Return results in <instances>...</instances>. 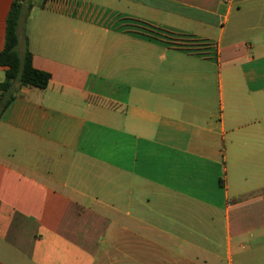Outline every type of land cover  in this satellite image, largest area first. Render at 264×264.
<instances>
[{"label":"crops","instance_id":"crops-1","mask_svg":"<svg viewBox=\"0 0 264 264\" xmlns=\"http://www.w3.org/2000/svg\"><path fill=\"white\" fill-rule=\"evenodd\" d=\"M73 1L21 15L0 264H264V0Z\"/></svg>","mask_w":264,"mask_h":264},{"label":"trees","instance_id":"trees-1","mask_svg":"<svg viewBox=\"0 0 264 264\" xmlns=\"http://www.w3.org/2000/svg\"><path fill=\"white\" fill-rule=\"evenodd\" d=\"M27 0H15L12 4L6 21V37L4 49L0 52V66L6 68V78L0 83V119L16 99L14 88L16 84L21 87H36L46 89L50 83L51 75L38 70L33 65V56L27 51L24 55L19 52L18 28L24 5ZM58 0H43L44 6L52 9ZM73 10H60L75 12L78 3L67 0ZM139 33L149 40L162 41L168 38V33L154 26L139 23Z\"/></svg>","mask_w":264,"mask_h":264},{"label":"built area","instance_id":"built-area-1","mask_svg":"<svg viewBox=\"0 0 264 264\" xmlns=\"http://www.w3.org/2000/svg\"><path fill=\"white\" fill-rule=\"evenodd\" d=\"M55 10H73L67 0H58L54 3Z\"/></svg>","mask_w":264,"mask_h":264},{"label":"rangeland","instance_id":"rangeland-1","mask_svg":"<svg viewBox=\"0 0 264 264\" xmlns=\"http://www.w3.org/2000/svg\"><path fill=\"white\" fill-rule=\"evenodd\" d=\"M31 1H33V2H37V1H40V0H31ZM71 10V9H70Z\"/></svg>","mask_w":264,"mask_h":264}]
</instances>
